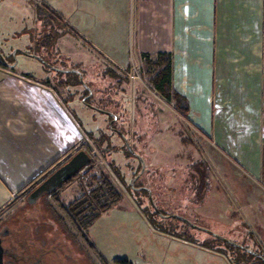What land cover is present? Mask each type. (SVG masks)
Listing matches in <instances>:
<instances>
[{"label":"crops","instance_id":"obj_1","mask_svg":"<svg viewBox=\"0 0 264 264\" xmlns=\"http://www.w3.org/2000/svg\"><path fill=\"white\" fill-rule=\"evenodd\" d=\"M33 1L46 4L76 33L61 28L58 40L85 64L122 70L132 61L139 65L142 53L170 52L173 85L187 99L192 127L207 142L202 158L210 172L211 160L218 158L236 189L234 177L245 178L246 203L264 197V0ZM5 57L6 63L0 62L1 217L9 206L11 214L23 204L16 202L25 200L32 183L93 137L42 78L19 71L11 55ZM74 182L57 193L62 204L69 200L61 195Z\"/></svg>","mask_w":264,"mask_h":264},{"label":"rangeland","instance_id":"obj_2","mask_svg":"<svg viewBox=\"0 0 264 264\" xmlns=\"http://www.w3.org/2000/svg\"><path fill=\"white\" fill-rule=\"evenodd\" d=\"M55 24L60 23L36 18L29 0H0V53L11 55L16 69L39 80L45 76L66 74L65 71L54 72L46 66L48 62L61 70L78 67L82 70V80L93 91L91 105H102L107 108L104 110L118 116L116 120L108 119L104 112L85 104L80 97L84 88L82 83L67 85L71 92L65 97L68 108L78 124L100 141L104 155L95 142L88 139L99 150L104 158V168L114 177L122 192L121 200L102 212L86 230L94 249L106 259L105 263L114 264V260L126 258L132 264H230L226 257L239 253V250H231L224 241L200 227L249 249L260 250L264 242V197L261 195L257 204L246 203L244 199L248 198L249 186L245 178L234 177L239 185L236 189L225 177L227 172L220 171L223 164L215 157L211 160L210 178L205 177V169L201 168L197 185H191L188 165L191 159L207 154L203 151V147L208 149L207 142L203 143L204 138L191 123L174 115L172 106L166 105L146 85L139 75V65L132 61L122 70L114 68L123 76L117 87L115 79L103 74L99 64H85L84 60H77L62 49L58 40L61 28L58 26L55 28L56 42H52ZM56 90L57 100L63 103L64 90ZM111 122L112 127L109 126ZM182 138L192 141L183 142ZM126 141L136 156L118 149ZM82 148L87 151V146ZM138 161L145 165L138 181L151 178V200L156 207L168 209L170 214L161 216L158 211H153L155 208L150 206L149 194L147 196L143 189H135L139 182L135 187L131 186ZM111 162L121 180L111 169ZM102 167L95 165L97 171ZM193 167L200 168L199 164L194 166L192 163V171ZM81 180L77 177L72 188L61 195L64 202L81 192L84 184ZM205 180L208 185L203 188ZM198 191L205 195L201 204L194 203L195 199L202 197L193 194ZM45 198L46 202L57 207V202L48 196ZM20 202L24 200L16 204ZM12 209L13 206L4 209L0 221ZM81 245L93 264H101L86 242L82 241Z\"/></svg>","mask_w":264,"mask_h":264},{"label":"trees","instance_id":"obj_3","mask_svg":"<svg viewBox=\"0 0 264 264\" xmlns=\"http://www.w3.org/2000/svg\"><path fill=\"white\" fill-rule=\"evenodd\" d=\"M29 4L36 18H42L45 20L47 19L48 22L52 21L53 23H55V21H59L60 24H55L54 29L51 27L54 33L52 42H54V40L57 38V34L55 33V30H56L55 28L57 26L62 29L64 28L63 31L76 34L69 26H67L66 23L62 22V20L57 16V14L51 9H49L46 4L42 2L31 1V0H29ZM49 31L51 32V29H49ZM3 57L6 61V57L4 55ZM140 58H141V64H139V72H140L139 75L144 80L146 85L156 94H158L166 103L171 105L172 108L175 110V112L179 116H181L182 118H187V112L189 109L187 99L185 98L184 95L178 92V90L175 89L173 85V75H172L173 60H172L171 53L167 51H157L153 55L148 54V53H142ZM0 62H2L1 59H0ZM58 72H63L66 74H59L57 75V78H54V79L44 77L40 81L47 83V85L55 92L57 91L56 89L62 88V90H64L65 92V96H64L65 102H67L65 98L66 95L71 94V92L68 90L69 88L67 87V85H70L71 83H84L85 87L83 88L80 97L84 98V101H83L84 103L91 104L93 91L91 87L82 80V70L80 68L70 66L69 69L58 70ZM101 72L103 74L108 75L110 78L115 79L116 86L117 87L120 86V82L123 77L121 76V73L116 72L115 69L109 66L101 67ZM52 82L54 83L55 87L51 85ZM95 106L101 109H107L106 107L102 105H95ZM107 117L108 118L110 117L111 119L112 115L107 116ZM116 117L118 116L116 115ZM109 126L112 127L113 123H111ZM88 134L91 135L90 133ZM91 138L104 155L105 151L103 147H101V144L98 138L97 139H95L94 137H91ZM182 139H183L182 140L183 142L192 141L189 138H182ZM83 146L85 147L84 144H80V146H78L75 149V151L82 148ZM72 153L68 154L62 161L56 164L55 167H57L59 164L64 162ZM126 153L131 155V152H129L128 149H126ZM192 163L194 164V166L196 164H199V167H200L199 169H196V168L194 169L193 167L194 169L193 171L195 174L191 170ZM110 167L113 171H115L114 173L118 177V179L121 180V176L119 172L116 170L115 165L112 164V162H111ZM139 167H137V169L133 171L132 176H135L139 173ZM54 168L49 170L44 176H42V178H44L47 174H49ZM201 168L205 169V177L210 178L209 166L203 158L201 157L193 158L190 160V163L188 165V173L190 174L191 177L196 175V173L198 175V176L196 175L194 179L192 178L193 185H197V180H199V173H200ZM142 173H140V175L137 177L135 182H133L134 186H136L137 182H139L138 179ZM77 177H80V179H82L81 181H84V184L82 186L81 192L75 197H73L72 199H70L65 204L66 214H67V217L73 222V224L76 225L78 230L82 229L83 231H85L86 228H88V226L94 221L95 218H97L102 212L106 211L112 205L118 203L121 200L122 192L116 180L108 172V170L102 167V169L97 171L95 169V165L93 164V162H89V164L82 167L79 171L75 172L71 177H69L61 185H59L57 189L51 192L52 197L54 198V200L57 201V203H58V199H56L55 195L59 192L60 189H62L64 186H66L71 181L75 180ZM42 178L32 183L28 187V189L25 191L24 194H27ZM207 185H208V182L207 180H205V184L203 188H205ZM148 186L150 188L143 190V191L148 196V193L150 190V193L152 196L153 194L152 184ZM193 194L202 196L200 199L198 198L199 200L197 199L194 200L195 204H201L203 202V199L205 198V195H203V191H201V193H199V191L194 192ZM20 196L21 195H19L17 199ZM158 212L166 213V211L160 208H158ZM82 236L84 237V240L87 242L88 246L91 249L95 250L89 238L86 237L85 234H83ZM225 245L229 247L231 250L232 249L239 250V253L233 254L231 257H226L230 264H264V242L262 243V248L260 250H256L263 256V259L257 256H254L239 247L232 246L226 242H225ZM103 261H104V264H106L105 263L106 260L103 259ZM116 262L117 264H131V261L126 258L116 259Z\"/></svg>","mask_w":264,"mask_h":264},{"label":"flooded vegetation","instance_id":"obj_4","mask_svg":"<svg viewBox=\"0 0 264 264\" xmlns=\"http://www.w3.org/2000/svg\"><path fill=\"white\" fill-rule=\"evenodd\" d=\"M43 62L45 64L47 63L45 61ZM48 63L49 66H46L54 72L61 70L56 68L52 63ZM68 68H70V66ZM48 78L54 79L57 78V75H50ZM82 84L84 85L83 87H85V84ZM107 115L111 116L109 114ZM113 116V119L116 120V115L113 114ZM108 119H110V117ZM184 119L190 123L188 116ZM127 145L130 146L127 141L125 144L121 143L118 149L123 151L124 149H128L131 155L136 156L131 146L128 148ZM137 167H139V173L132 176V178L134 177L131 182L132 187H135L133 182H135L140 173L145 169V165L143 166L141 161H138ZM137 167H135L134 170H136ZM188 178L192 181L190 175ZM149 179L151 180L149 177L145 179V182H139L140 185L137 186V189H149L150 187L148 185L152 184ZM191 181L190 184L193 185ZM157 186L160 187L159 181ZM148 194H151L150 190ZM46 196L50 197L54 203L57 202L54 200L51 193L42 194L33 202H28L25 196L23 204L17 207L7 218L0 221L3 264H93L81 245L82 241L84 243L86 242L82 235L85 234L87 237V228L85 231L82 229L78 230L76 225L67 217L66 205L59 202L57 194L55 195L56 199H58V203H55L57 207L46 202ZM150 204L151 207L153 206L155 208L154 211H158V207L155 206V203L150 202ZM164 211H166V213H158L161 216L170 214L167 212L168 209ZM183 220L186 223L188 222L185 218ZM92 253L97 255L101 264H104V257L100 253L96 250H92ZM114 262V264H117L116 260H114Z\"/></svg>","mask_w":264,"mask_h":264},{"label":"water","instance_id":"obj_5","mask_svg":"<svg viewBox=\"0 0 264 264\" xmlns=\"http://www.w3.org/2000/svg\"><path fill=\"white\" fill-rule=\"evenodd\" d=\"M0 59L4 63H6L4 57L1 53H0ZM89 93H90V91H89ZM82 101H84V98H82ZM85 104L89 105L90 107L97 108L98 110L105 112L109 115H112V118H114L113 114L110 111L95 107L89 103H85ZM127 147L130 148L129 145H127ZM90 159L91 158L85 149L80 148V149L74 151L64 162H62L57 167H55L49 174H47L44 178H42L27 193V195H26L27 201L33 202L36 199H38L42 194H48V193L53 192L55 189H57V187L59 185H61L65 180H67L69 177H71L75 172L79 171L82 167L89 164ZM141 171H142V168H141ZM149 200L151 203H153L150 195H149ZM201 229H203V228H201ZM203 230L210 233L214 237L232 245V246L239 247V248L243 249L244 251L263 259V256L255 250L249 249V248H247V247H245L239 243L228 240V239H226V238H224V237H222L216 233H213L209 230H206V229H203ZM2 255H3V246L1 244V238H0V264H3Z\"/></svg>","mask_w":264,"mask_h":264},{"label":"built area","instance_id":"obj_6","mask_svg":"<svg viewBox=\"0 0 264 264\" xmlns=\"http://www.w3.org/2000/svg\"><path fill=\"white\" fill-rule=\"evenodd\" d=\"M49 89H51V88H49ZM53 93H54V91H53ZM54 95L56 96L55 93H54ZM81 144H84L85 146H87V152H88V154H89V156L91 158L90 162H93L94 165H101L103 167L105 166L104 158L99 153V150L97 149V147L94 144L91 143V141H89L86 138L84 141H82Z\"/></svg>","mask_w":264,"mask_h":264}]
</instances>
